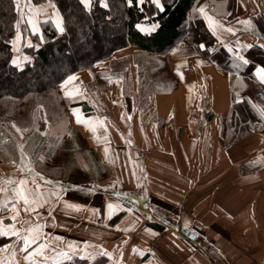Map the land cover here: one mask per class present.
<instances>
[{"label": "crops", "instance_id": "0c3cea01", "mask_svg": "<svg viewBox=\"0 0 264 264\" xmlns=\"http://www.w3.org/2000/svg\"><path fill=\"white\" fill-rule=\"evenodd\" d=\"M249 1L252 5L236 0L234 12L227 17L211 14L206 2L200 5L224 25L216 37L217 47L236 54L249 44L264 45V39L243 23L251 15H264L260 0ZM19 4L20 38L12 44L10 63L15 58L21 66L30 60L22 44L38 46L35 38L23 37L21 23L29 27L31 17L38 23L34 34L40 37L42 21L51 20L55 26L62 16L52 0L39 4L19 0ZM38 12L43 14L38 17ZM137 25L142 32L156 28L155 23ZM229 27L234 31L228 32ZM144 56L160 58L164 71H154L150 61L147 68L151 71H145ZM114 63L118 69L111 66ZM146 75L151 82L145 81ZM69 76L76 79L62 87L67 76L58 85L68 104L65 112L49 121L43 109L36 107L25 143L23 132L16 134L24 149V163L51 183L45 184L39 175L21 173L24 165L0 157V187L10 188L6 182L18 181L22 175L29 186L35 178L45 192L65 186L59 202L51 197L50 208H37L38 217L20 212V220L43 225L42 238L29 250L48 244L45 264H264V165L241 171L245 162L264 159V117L260 114L264 105L251 92L239 91L238 96L250 99L262 128L225 146L223 128L231 106L227 74L185 40L163 54L135 46L118 48ZM66 92L74 95L66 96ZM73 109L83 122L77 123ZM93 126L95 132L90 130ZM33 139L37 144L31 146ZM73 185L83 188L74 190ZM3 196L0 193V203ZM65 202L81 207L66 208ZM106 203L122 210L109 219ZM0 215L8 213L0 208ZM4 223L11 221L6 218ZM14 240L0 237V246ZM84 242L89 245L87 253L82 252L86 259L67 260L60 255L69 245L83 250ZM20 243L14 264H26ZM101 249L111 253V258L100 256ZM10 251L0 252V259L12 260ZM44 256L34 259L41 262Z\"/></svg>", "mask_w": 264, "mask_h": 264}, {"label": "trees", "instance_id": "16d2710c", "mask_svg": "<svg viewBox=\"0 0 264 264\" xmlns=\"http://www.w3.org/2000/svg\"><path fill=\"white\" fill-rule=\"evenodd\" d=\"M30 1L39 4L45 0ZM52 1L62 16L65 31L58 32L51 20H45L40 23L39 37L22 22L20 29L23 37L35 38L38 46L23 43L21 49L29 54L30 60L16 66L10 63L12 44L8 41L17 33L15 24L19 21V13L14 0H0L1 159L13 160L22 166L20 146L10 130L11 126L15 124L20 129L28 128L36 107L43 109L49 121L56 120L63 114V107L68 105L66 103L65 106L66 100L58 91L63 79L76 71L90 68L114 50L127 46L163 54L180 40H185L227 74L231 106L223 128L225 146L262 128V119L256 107L246 95L239 97L235 89L251 92L264 105V85L253 74L257 65L264 66V48L258 44L252 48H242L238 53L246 57L249 63L238 61L239 67H234L235 54L229 53L223 46L217 47V38L196 11L206 2L211 5V14L227 17L234 12L236 0H161L162 11L152 0H143L139 5L137 0H133L131 7L127 0H106L108 8L102 7L100 0H91L90 7H85L80 0ZM245 19L251 20L248 30L264 39V15L255 14ZM116 22L123 28L120 34L103 40L101 50L93 47L87 34L89 25L106 26ZM140 23H155L156 28L142 32L137 28ZM201 43L205 44L204 49H200ZM36 144L37 139H33L31 146ZM263 165L264 159L251 160L241 166V171L256 170ZM151 226L161 229L156 224Z\"/></svg>", "mask_w": 264, "mask_h": 264}, {"label": "snow or ice", "instance_id": "6c2138e0", "mask_svg": "<svg viewBox=\"0 0 264 264\" xmlns=\"http://www.w3.org/2000/svg\"><path fill=\"white\" fill-rule=\"evenodd\" d=\"M80 3L83 4L85 7H90L91 0H80ZM133 0H127V4L129 7L132 6ZM143 0H137V4H142ZM152 3L157 6L158 9L161 11L163 10V5L161 3V0H152ZM100 4L104 8H108V4L106 0H100ZM15 6L17 12H20V4L19 0H15ZM54 8L55 5H52ZM31 11V10H30ZM205 19L207 26L209 30L211 31L212 35L214 37H218V31L222 28H224V25L220 23V21L216 20L213 18V16L208 15V13L205 10V6H200L196 9ZM43 13L38 12L37 16H41ZM27 23L29 27L32 29L33 33L38 32V23H33V20L31 17L28 18ZM243 23L248 24L251 26V20H246L243 21ZM15 26L18 28L19 27V21L16 22ZM57 31L60 33H63L65 31V28L63 27L62 24V18H59L56 23H55ZM137 28L139 30L140 26L137 25ZM228 32H233L234 30L232 28H227L226 29ZM20 38V33L17 32L16 37L12 40H9V44H13L15 42V39ZM239 43V41H237ZM200 49L205 48V44L201 43L199 45ZM245 47L247 48H252L255 47V45H246ZM259 47L264 48V45H260ZM238 61H242L244 64L249 63L248 59L244 56H241L238 52L235 54V58L233 61V66L234 67H239ZM11 63L13 65H17V61L15 58L11 60ZM177 73L180 75L181 79H183V74L180 72L179 66H177ZM258 81L260 83H264V66L257 65L256 68L254 69L253 73ZM76 78L74 76H68L67 80L62 82V87H64L68 82L75 80ZM66 96H73L74 94L72 92H66ZM239 95V93H237ZM239 102V101H237ZM255 107V106H254ZM75 109H73V114L76 115ZM261 116L264 117V111H261ZM89 119V118H85ZM130 119V117H129ZM76 120L77 123L83 122L81 120V117L79 115H76ZM99 123H102V121H98ZM13 128H15L16 132H22V131H27V129H20L16 127L15 124L12 125ZM91 131L95 132L96 127L93 126ZM131 143V141H129ZM21 148V163L24 165L23 167L20 168L21 173H24L27 171L29 174H33V176H40V180L44 181L45 184H50L51 181H48L44 176L40 175L39 173L36 172V169L34 167L29 166L28 164L24 163V157L25 153L23 151V146H20ZM105 154L107 155L109 149L105 147L104 149ZM41 160H43V157H40ZM135 175V173H133ZM7 184H11L12 186L9 188L7 186L0 187V193H3V202L0 203V208H2L5 212L8 213L7 217L4 215H0V237L3 238H10L14 237L15 240L11 244H4L3 246H0V252H6L9 249L10 255L13 258L12 260L9 261H4L3 259H0V264H14L15 257H16V249L18 246V242H21L19 244V251L21 254H23V259L25 260L26 264H45L47 261L48 257L44 256V250L49 246L48 244L41 243L37 245L36 248L30 249V246L33 244H36L38 240H40L41 237V229L43 227L42 224L40 223H33L30 219H24L20 220V212L23 211L26 214H35L37 217L39 216V213L36 211L37 208H42L45 205H48L49 208L52 205V200L51 197H55L56 202L60 201V193L64 192L65 186L60 184L57 186V190H54L52 192H45L42 190V185L40 183H37L36 179L33 178L31 181V184L34 186H29L28 185V179L25 176H21L18 181H12L9 180L6 182ZM74 190H82L83 186L80 185H73L72 186ZM114 190V189H113ZM91 191V189H90ZM22 204V208L19 207ZM64 206L66 208H73L76 210L80 209V205L76 204H69L67 202L64 203ZM105 209L108 212L109 219L111 218L112 215L117 214V210L119 209V205H115L113 203H106L105 204ZM122 210V209H119ZM128 212H131V208H127ZM49 216L52 215L51 211L48 213ZM8 219L11 221V223H8L5 225L4 221L5 219ZM17 224L20 225V227H17ZM24 225H28L27 227H24ZM117 229H119V226L116 225ZM85 248L81 250L78 246L76 248H73L72 245L68 246V250L61 252L60 255H63L67 260H71L73 257L78 256L80 259H86L87 256L82 254L87 253V249L89 245L87 242H84ZM92 247H99V246H92ZM55 251V250H54ZM71 253V255L69 254ZM100 256H106L108 258H111V253L107 252L106 250L101 249L99 252ZM36 256H44V260L41 262H38L34 257ZM95 259V257H93Z\"/></svg>", "mask_w": 264, "mask_h": 264}, {"label": "rangeland", "instance_id": "374dc122", "mask_svg": "<svg viewBox=\"0 0 264 264\" xmlns=\"http://www.w3.org/2000/svg\"><path fill=\"white\" fill-rule=\"evenodd\" d=\"M246 3H249V4H251L250 3V1L249 0H246ZM260 3L262 4V6H264V0H260ZM252 5V4H251ZM245 15H247L246 13H242V16H245ZM243 20V19H242ZM242 20H240V21H242ZM243 26V25H242ZM123 30V28L121 27V25H120V23L119 22H116V23H114V24H110V25H106V26H101V25H89V27H88V29H87V34H88V36H89V38L91 39V45L93 46V47H97L98 49H102V42H103V40H106V39H108V38H110V37H112V36H117L118 34H120V32ZM108 56V55H107ZM106 56V57H107ZM103 59V58H102ZM143 60V65H144V68H145V71H151L150 69H148L147 67H148V62L150 61L151 63H152V65L154 66V67H152V68H154L153 70L154 71H164L163 70V68H162V66H161V62H162V60L160 59V58H149V57H147V56H144V58H142ZM111 66H114L116 69H118V67H119V65H118V63H114V64H112ZM150 79H152L149 75H146V80L145 81H147V82H151V81H148V80H150ZM160 79V78H159ZM165 79V78H164ZM158 81V80H157ZM153 82V81H152ZM155 86H156V84H155ZM162 85L161 84H159L158 83V87H161ZM235 92L236 93H239V88H236L235 89ZM146 93H143V95H145ZM65 106H66V103H65ZM63 111L65 112V109L66 108H64L63 107ZM63 112V113H64ZM43 115L45 116V113H44V111H43ZM60 116V115H59ZM46 117V116H45ZM59 118V117H58ZM57 118V119H58ZM46 119H47V117H46ZM48 120V119H47ZM24 129H27V128H24ZM10 130H11V132L15 135V137L17 136L16 134L18 133V132H16V130H14V128L12 127V128H10ZM23 130V129H22ZM29 131L30 130H28L27 132L26 131H22L23 132V143H25V138H26V136L28 135V133H29ZM17 138V137H16Z\"/></svg>", "mask_w": 264, "mask_h": 264}, {"label": "water", "instance_id": "95a60500", "mask_svg": "<svg viewBox=\"0 0 264 264\" xmlns=\"http://www.w3.org/2000/svg\"><path fill=\"white\" fill-rule=\"evenodd\" d=\"M182 231H183V233H185L186 235H189L190 237L194 236L192 233H190V231L188 229H183Z\"/></svg>", "mask_w": 264, "mask_h": 264}]
</instances>
